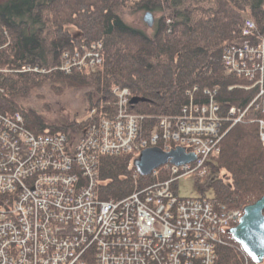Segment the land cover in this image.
Instances as JSON below:
<instances>
[{
  "label": "trees",
  "instance_id": "trees-1",
  "mask_svg": "<svg viewBox=\"0 0 264 264\" xmlns=\"http://www.w3.org/2000/svg\"><path fill=\"white\" fill-rule=\"evenodd\" d=\"M140 11L159 14L152 34L126 21ZM246 17L256 23V39L264 40V0H0V114L19 112L35 134L81 138L90 124L85 118L61 120L30 105L33 92L42 86L55 94L85 89L87 114L96 108L104 117L115 111L114 90L128 88L131 112L145 117L141 137L157 130L158 117L181 115L191 100L207 106L210 94L205 91L215 92L222 116L228 104L244 111L259 89L239 88L252 84L228 75L223 56L228 47L243 43ZM97 43L102 46L98 71L58 70L64 51ZM261 119L263 108L252 106L244 121L228 130L210 162L211 196L228 209L243 210L264 196ZM135 157H99L100 200H123L169 180L164 167L141 175L133 165ZM197 184L200 196H206L205 184ZM225 234L228 241L218 248L216 264H246L243 248Z\"/></svg>",
  "mask_w": 264,
  "mask_h": 264
},
{
  "label": "built area",
  "instance_id": "built-area-1",
  "mask_svg": "<svg viewBox=\"0 0 264 264\" xmlns=\"http://www.w3.org/2000/svg\"><path fill=\"white\" fill-rule=\"evenodd\" d=\"M244 27L250 36L254 23L246 18ZM100 48L74 46L64 51L59 68L96 72ZM261 58L263 46L246 43L228 47L223 61L228 73L253 80L264 72ZM205 92L209 106L189 104L181 116L163 117L148 137H141L145 117L131 112L128 88L114 90L115 111L106 117L96 108L89 111L81 138L35 134L20 113L0 114V264H216L225 233L244 211L209 195H178L184 177L196 174L200 184L211 178L210 162L221 151L223 118ZM149 147H182L196 159L168 164L170 179L150 189L100 200L99 157L138 156Z\"/></svg>",
  "mask_w": 264,
  "mask_h": 264
},
{
  "label": "water",
  "instance_id": "water-1",
  "mask_svg": "<svg viewBox=\"0 0 264 264\" xmlns=\"http://www.w3.org/2000/svg\"><path fill=\"white\" fill-rule=\"evenodd\" d=\"M153 16L152 12H147L144 16V21L149 27L154 26ZM192 159H195L194 155L186 154L182 149L165 152L154 147L143 150L134 159L133 165L141 175L146 176L169 161L183 165ZM229 233L255 263L261 264L264 261V196L244 208L240 223L229 229Z\"/></svg>",
  "mask_w": 264,
  "mask_h": 264
},
{
  "label": "rangeland",
  "instance_id": "rangeland-1",
  "mask_svg": "<svg viewBox=\"0 0 264 264\" xmlns=\"http://www.w3.org/2000/svg\"><path fill=\"white\" fill-rule=\"evenodd\" d=\"M146 13L147 12H145V11H140L135 16L127 18L126 21L129 24H131L132 26L137 27V28H141V29L145 30L148 34H152L154 26L149 27L148 24L144 21V16ZM153 15H154L153 16L154 17V25H155V22H156L157 18L159 17V14L154 13ZM73 34L77 35L78 33L76 31H73ZM41 72H42V70H41ZM86 93H87V91L85 89H69V90H66V92L63 94H55L49 87H47V86L43 87L42 86V88L37 89L33 92L32 99L30 101V103H31L30 105L33 106L35 109L44 112L47 115H52V116L57 117L58 119H61V120H65V119L67 120L68 118H70V119H75V118L77 119L78 118L81 120L82 118H85L87 116V112L89 109V105H88L86 98H85ZM190 94H192V93H190ZM93 99H95V97H93ZM182 113H183V111H182ZM182 113H181V115H182ZM181 115H179V116H181ZM179 116H177V117H179ZM157 148H159V147H157ZM180 148H182V147H180ZM162 150L165 151L163 148H162ZM172 150H174V148L169 150V151H172ZM169 151H165V152H169ZM185 153L189 154L186 151H185ZM194 158L196 159L195 154H194ZM195 159H192L191 162L194 161ZM168 164H173V163L168 162L167 164L162 165L161 167H164L165 170L169 172L170 177H171V175H172L171 174V168H170L171 166ZM161 167H159V168H161ZM196 178H197L196 174H191V175H188V176H186L180 180L179 187H178L179 197L190 198V197H197L200 195L199 190H198V184H197L198 182L196 181ZM160 183H163V182H159V183H155V184H160ZM152 187L153 186L150 185L147 188L150 189ZM205 189H206V192L208 195L212 194V190L208 187L207 182L205 183ZM232 210H234V209H232ZM228 232H229V230H228ZM225 238L228 241L226 234H225Z\"/></svg>",
  "mask_w": 264,
  "mask_h": 264
},
{
  "label": "bare ground",
  "instance_id": "bare-ground-1",
  "mask_svg": "<svg viewBox=\"0 0 264 264\" xmlns=\"http://www.w3.org/2000/svg\"><path fill=\"white\" fill-rule=\"evenodd\" d=\"M247 19H250L253 23H254V29H253V31H252V34L250 35V36H245L244 34H243V32H244V30H245V27H244V24H245V20H244V23H243V25H242V27H241V36H242V38H243V43L242 44H240V45H236V46H238V47H243L246 43H248L250 46H253V47H258V46H263V48H264V40H261L260 38L259 39H256V35H257V33H256V29H257V26H256V23L251 19V18H249V17H246ZM262 60H263V58H261L260 59V63L262 62ZM263 63H264V60H263ZM224 66H225V71H226V73L228 74V75H231V74H234V75H236V76H238V77H241V78H243V79H246L247 81H249L252 85H250V86H239V88H244V89H253V88H258L259 89V92H258V95H257V97L252 101V103L248 106V108L246 109V110H244V111H242V110H240V109H238L237 107H235V106H233V105H230V104H228L227 106H228V109H227V111L225 112V114H224V116H222L221 115V111H220V106L218 105V103L214 100V93H211V95H212V99H213V101L216 103V105H217V107H218V111H217V115L219 116V117H221V118H223V123H222V128H221V134H222V138H221V141H222V139L224 138V136L226 135V133L228 132V130L231 128V127H233V126H235V125H237V124H239V123H241V122H243L244 121V119H245V116H246V114H247V111L252 107V106H256V108L258 109V108H260V107H262L263 108V110H264V72L263 73H259V74H257V76H256V78L255 79H253V80H250L248 77H246V76H242V75H239L238 73H236V72H232V73H228L227 72V67H226V65H225V63H224ZM58 70H60V71H62V72H64V73H67V74H69V73H71L72 71H74V70H71V71H65V70H63V69H61V68H58ZM81 71V70H80ZM259 80H261V83H257V81H259ZM238 87V86H237ZM236 86L235 87H231V89H233V88H237ZM191 90L190 89H187V93L188 94H190L191 92H190ZM263 91V92H262ZM192 99V98H191ZM190 104H192V105H194V106H199V105H195L194 103H193V100H191V103ZM211 104V96H210V102H209V104L207 105V106H209ZM199 107H205V106H199ZM234 110V113H232L231 112V110ZM17 113H19V112H17ZM22 115V114H21ZM164 117H167V116H164ZM162 118H163V116H160V117H158L156 120H157V122L158 123H161V121H162ZM261 121H264V120H258V124H259V136H260V139H261V141H262V143H264V140L262 139V138H264V131H262V128H261ZM225 124H229L228 125V127H227V129L225 128L226 127V125ZM24 125H25V123H24ZM25 127H26V125H25ZM27 128V127H26ZM28 129V128H27ZM221 141H220V143H221ZM221 147V146H220ZM149 148H154V147H149ZM175 149H182L184 152H185V149H183V148H180V147H175L174 148V150ZM191 154H193V153H191ZM194 155V154H193ZM170 162V161H169ZM188 163V162H187ZM207 182V181H206ZM205 184V183H204ZM203 184V185H204ZM208 195V194H207ZM206 195V196H207ZM209 196H211V195H209ZM263 197V196H262ZM252 259V258H251Z\"/></svg>",
  "mask_w": 264,
  "mask_h": 264
}]
</instances>
